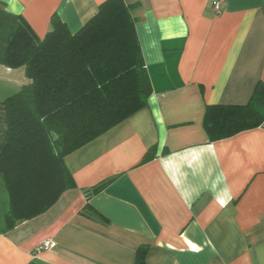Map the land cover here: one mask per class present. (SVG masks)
<instances>
[{
    "label": "crops",
    "instance_id": "0c3cea01",
    "mask_svg": "<svg viewBox=\"0 0 264 264\" xmlns=\"http://www.w3.org/2000/svg\"><path fill=\"white\" fill-rule=\"evenodd\" d=\"M106 1L0 8L43 39L53 17L76 34ZM124 1L140 4L148 105L64 158L74 186L0 233V264H136L141 248L143 264H264V123L215 142L204 128L207 106H245L264 82V0ZM0 83L18 91L30 80L0 66ZM48 241L56 247L38 251Z\"/></svg>",
    "mask_w": 264,
    "mask_h": 264
},
{
    "label": "trees",
    "instance_id": "16d2710c",
    "mask_svg": "<svg viewBox=\"0 0 264 264\" xmlns=\"http://www.w3.org/2000/svg\"><path fill=\"white\" fill-rule=\"evenodd\" d=\"M139 8L108 0L76 34L53 17L43 39L0 8V66L24 67L30 80L0 101L1 234L43 215L74 186L66 156L147 107L153 88L133 16ZM263 123L264 82L247 105L207 106L204 117L212 142ZM144 249L136 264L144 263Z\"/></svg>",
    "mask_w": 264,
    "mask_h": 264
},
{
    "label": "built area",
    "instance_id": "2783aa9c",
    "mask_svg": "<svg viewBox=\"0 0 264 264\" xmlns=\"http://www.w3.org/2000/svg\"><path fill=\"white\" fill-rule=\"evenodd\" d=\"M213 8L216 12H220L221 8H222V4L219 1H214L213 2ZM56 247V244L54 242L48 241L43 243L39 248L38 251H42V250H49V249H53Z\"/></svg>",
    "mask_w": 264,
    "mask_h": 264
},
{
    "label": "rangeland",
    "instance_id": "374dc122",
    "mask_svg": "<svg viewBox=\"0 0 264 264\" xmlns=\"http://www.w3.org/2000/svg\"><path fill=\"white\" fill-rule=\"evenodd\" d=\"M1 70L5 71L4 69ZM16 90L17 89L13 90L12 88H8L7 86H5L3 83H0V101L4 100L9 95L14 94Z\"/></svg>",
    "mask_w": 264,
    "mask_h": 264
}]
</instances>
